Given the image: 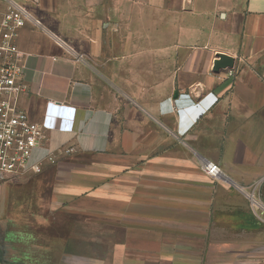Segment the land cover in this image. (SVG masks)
Wrapping results in <instances>:
<instances>
[{
    "label": "crops",
    "instance_id": "obj_1",
    "mask_svg": "<svg viewBox=\"0 0 264 264\" xmlns=\"http://www.w3.org/2000/svg\"><path fill=\"white\" fill-rule=\"evenodd\" d=\"M17 1L54 157L0 174V264H264V0Z\"/></svg>",
    "mask_w": 264,
    "mask_h": 264
},
{
    "label": "built area",
    "instance_id": "obj_2",
    "mask_svg": "<svg viewBox=\"0 0 264 264\" xmlns=\"http://www.w3.org/2000/svg\"><path fill=\"white\" fill-rule=\"evenodd\" d=\"M27 24L41 27L25 4L0 0V174L39 173L54 157L43 151L45 128L31 122L19 106L27 86L22 81L25 58L17 37ZM202 170L211 178L220 174L219 166L209 161L203 163Z\"/></svg>",
    "mask_w": 264,
    "mask_h": 264
},
{
    "label": "water",
    "instance_id": "obj_3",
    "mask_svg": "<svg viewBox=\"0 0 264 264\" xmlns=\"http://www.w3.org/2000/svg\"><path fill=\"white\" fill-rule=\"evenodd\" d=\"M219 64L220 65H231V61L227 60L226 58H224V56H221L220 57V60H219Z\"/></svg>",
    "mask_w": 264,
    "mask_h": 264
}]
</instances>
